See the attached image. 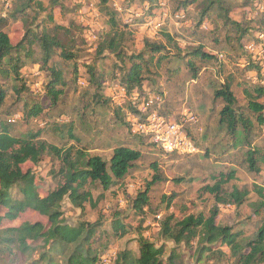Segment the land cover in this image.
<instances>
[{
  "label": "rangeland",
  "instance_id": "obj_1",
  "mask_svg": "<svg viewBox=\"0 0 264 264\" xmlns=\"http://www.w3.org/2000/svg\"><path fill=\"white\" fill-rule=\"evenodd\" d=\"M39 1L44 10L35 13L27 8L16 18L8 14L2 31L9 35L13 44L20 41L25 28L37 33L49 32L57 35L64 46L72 44L76 58L64 59L60 55L61 48L53 51L52 62L62 69L66 82L64 93L55 106L49 105L45 94L49 79L46 72L40 70L39 64L22 70L26 89L21 94L15 90L19 88V82L12 75L1 77L6 98L0 108V122L8 127L12 135L26 137L41 130L40 139L48 143L62 149L72 148L73 152L83 150L88 155L100 156L106 162L118 146L137 149L142 154L127 175L108 190H103L98 184L88 185L96 202L95 207L87 204L82 212L65 198L61 208L66 222L70 225L81 220L100 222L96 242L102 246L101 264H110L116 253L125 248L137 252L136 235L141 221L144 237L156 246H163L165 255L173 250L177 254V264H236L230 250L220 243L199 254L197 239L190 245L183 242L175 244L162 237L160 228L169 217H172L173 223L189 214L208 216L214 197L202 188L212 185L219 173L231 170L235 173L234 179L223 187L227 191L233 187L248 188L249 194L240 207L220 205L217 223L250 238L264 221V210L256 215L252 206L257 198L252 191L253 185L264 184V126L258 125L253 115L245 111L253 125L250 135L244 136L241 123L233 134L230 133L225 125L218 122L222 100L214 98L215 90L228 82L238 106L244 107L248 100L244 90L253 92L254 86L263 87L256 70L246 69L249 65L242 58L248 53V42L258 43L264 39V0L229 1L230 19L249 28L248 34L240 40L230 31V25H224L215 10L208 13L210 18L199 23L201 4L184 8L181 6L184 0H166L165 6H160L158 0H110L109 4L117 12L120 24L125 25L123 51L127 55L143 52L146 42L165 45V50L156 54V58L165 55L166 58L157 66L149 64L143 72V88L163 98L159 110L174 116L188 109L199 118L198 124L191 130L196 152L180 156L166 154L146 138L134 134L127 118L129 106L120 108L118 103L109 99L111 91L120 82L117 66L121 63L108 51L94 59L97 38L108 30L106 18L97 9L98 0ZM22 2L11 0L13 10L10 11L20 8ZM181 10L186 14L185 19L175 17ZM89 33L91 37L86 38ZM164 33H168L173 42L167 41ZM259 34H263L262 39ZM200 47L205 54H212L213 57L201 60L189 54ZM32 48L35 56L40 57L38 44L35 43ZM144 56L148 57L147 54ZM86 65H94L96 74L103 76L99 94L107 99L106 103L100 98L96 100L97 91L89 80ZM75 67L78 69L76 73L73 72ZM260 101L264 103V95ZM34 102L43 104V112L27 121L23 108ZM252 149H257L260 153L258 157L263 158V161L257 162L261 170L258 175L248 168L247 152ZM154 164L157 173L153 170ZM60 166L58 159L44 155L39 164L27 162L23 169L33 172L37 186L45 194L61 181L58 173ZM154 174H159L161 181L150 187L149 205L145 207L144 215H139L133 210L132 201ZM168 196H173L170 205L165 200ZM3 211L0 208V216ZM115 214L129 230L123 238L112 235L111 221ZM39 218L36 214L27 213L13 222L4 223L2 227L18 226L23 221ZM2 261L3 264H28L31 259L20 256L13 262L11 257L8 260L0 257Z\"/></svg>",
  "mask_w": 264,
  "mask_h": 264
},
{
  "label": "trees",
  "instance_id": "obj_2",
  "mask_svg": "<svg viewBox=\"0 0 264 264\" xmlns=\"http://www.w3.org/2000/svg\"><path fill=\"white\" fill-rule=\"evenodd\" d=\"M229 1L184 0L181 6L185 8L192 4H201L199 23L210 18L208 14L210 11H217L218 16L222 17L224 25H230V31L234 32L236 38L240 40L248 34L249 28H244L240 22L230 19ZM109 3L110 0H98L97 9L106 18L108 30L97 38L94 59L105 51L114 54L121 63L120 66H117L121 76L118 87L123 88L127 96L134 92H145L143 72L149 64L157 66L166 58V55L156 58V54L165 50V45L146 42L143 52L127 55L123 51L125 25L120 24L117 12ZM11 8L12 4L8 13L5 16H0V78L12 75L14 80L19 82V88H15V90L17 94H21L26 89V78L23 76L22 70L28 69L32 64H39L40 70L45 71L49 79L45 92L49 99V105L55 106L64 93L66 82L62 69L52 62L53 51L55 48H61L60 55L64 59H74L76 58L75 50L72 44L64 46L57 35H51L45 31L37 33L29 28H25L23 37L13 44L9 35L1 29L6 25L7 15L10 14L16 18L18 13H24L27 8L33 9L35 13L41 12L44 8L39 0H23L20 8H14V12H11L13 10ZM80 28L84 29L83 26ZM164 36L167 41L173 42L168 33H164ZM35 43L40 47L41 55L38 58L32 48ZM144 54H147L148 57L145 58ZM189 54L201 60L213 57L212 54H205L201 47L194 49ZM242 59L245 64L249 65L246 69L253 68L257 71V66L253 64L249 52H246ZM86 66L89 80L97 91L96 100L98 101L100 98L106 103L107 99L102 98L99 94L103 76L96 74L94 65ZM77 71L78 69L75 67L73 72ZM244 94L248 100L246 106L240 107L231 90L230 83L226 82L215 90L214 98L221 99L223 103L222 109L218 112L219 124L225 125L227 130L233 134L238 123H241L244 136L247 137L250 135L253 125L245 111L253 115L258 125L264 126V103L260 101L264 95V86L262 88L254 86L253 92L244 90ZM5 98L6 91L0 83V108L4 104ZM127 106H129V112L138 113L132 100H127L124 105H120V108ZM23 110L28 121L43 112V104L34 102L30 106H25ZM191 130L193 129L189 128L187 131L193 138ZM40 135L41 130L30 133L26 137L15 136L10 133L6 125L0 122V208L4 210L0 216V257L5 260L11 257V261L15 262V259L20 256H27L31 259L28 264H101L102 246L96 242L100 222L97 220L91 223L81 220L75 225L68 224L63 217L62 202L67 198L73 207L82 212L87 204L90 207H95L96 202L88 185L98 184L103 190H108L114 183L127 175L129 170L141 159L142 154L137 149L118 146L114 148L109 162H106L100 156L88 155L83 150L73 152L72 148L62 149L40 139ZM138 136L143 138V136ZM150 144L152 143L150 142ZM44 155H50L61 163L58 170L61 181L45 194L41 193L37 186L36 176L33 172L30 169H23V165L27 162L33 165L39 164ZM258 155H260L258 150L252 149L248 150L246 157L249 170L257 175L261 171L257 162L263 161V158ZM153 168L157 173L155 164ZM234 175L232 170L227 173H219L217 180L212 185L203 186L202 190L214 197V203L208 216L189 214L173 223L172 217H169L161 223L162 237L170 239L175 244L183 242L185 245H190L194 239H197L199 254L211 250V245L220 243L230 250V256L234 258L236 264H264V221L250 238L244 237L240 232H234L229 226L217 223L220 205L229 204L240 207L249 194L248 188L233 187L232 190L227 191L223 187L224 184L234 179ZM159 181H161L160 175L154 174L144 190L137 193L132 201V208L137 214L144 215V209L149 205L150 187ZM252 191L257 197L252 205L254 206L253 212L260 215V211L264 210V184H254ZM172 199L173 196L165 197L166 204L170 205ZM27 213L36 214L40 218L23 221L18 226L2 227L4 223L13 222ZM111 229L115 238H123L129 232L126 224L121 222L116 214L111 221ZM142 231L141 221L136 235L137 252L126 248L120 250L110 264H177V254L173 250L169 255H165L164 247L156 246L150 242L144 237ZM204 243L207 246H201ZM32 257L34 258L32 259ZM3 263L4 261L0 262V264Z\"/></svg>",
  "mask_w": 264,
  "mask_h": 264
},
{
  "label": "built area",
  "instance_id": "obj_3",
  "mask_svg": "<svg viewBox=\"0 0 264 264\" xmlns=\"http://www.w3.org/2000/svg\"><path fill=\"white\" fill-rule=\"evenodd\" d=\"M160 6L166 5V0H158ZM11 7V0H0V16H5ZM178 19L185 18L183 10L175 14ZM91 37L90 33L86 38ZM260 39L263 34H259ZM246 48L257 66L256 74L260 77V84L264 86V39L258 43L248 42ZM146 90V89H145ZM111 99L118 105H124L132 100L138 110L137 114L128 112L127 118L134 134L146 137L155 147L166 154L187 155L196 152L195 144L188 134L198 124L199 118L191 110L185 109L178 115H168L160 111L163 98L159 94L149 91L134 92L126 95L123 88L117 87L111 91ZM192 126V127H190Z\"/></svg>",
  "mask_w": 264,
  "mask_h": 264
}]
</instances>
